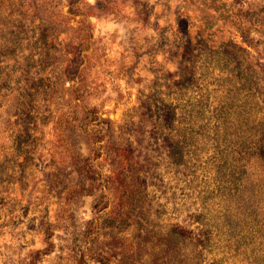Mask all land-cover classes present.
<instances>
[{"label": "rangeland", "instance_id": "1", "mask_svg": "<svg viewBox=\"0 0 264 264\" xmlns=\"http://www.w3.org/2000/svg\"><path fill=\"white\" fill-rule=\"evenodd\" d=\"M0 264H264V0H0Z\"/></svg>", "mask_w": 264, "mask_h": 264}]
</instances>
